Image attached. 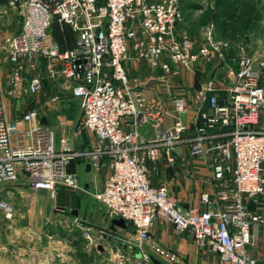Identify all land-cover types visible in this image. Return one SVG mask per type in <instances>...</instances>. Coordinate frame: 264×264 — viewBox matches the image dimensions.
Here are the masks:
<instances>
[{"label":"built area","instance_id":"1","mask_svg":"<svg viewBox=\"0 0 264 264\" xmlns=\"http://www.w3.org/2000/svg\"><path fill=\"white\" fill-rule=\"evenodd\" d=\"M189 0H9L21 16L19 30L0 44L9 66L0 79V193L14 184L46 191L56 199L59 188L81 189L76 171L67 173L70 159L92 169H106L100 190L92 195L112 218H121L134 232L138 249L131 258L118 254V264H152L177 261V254L152 245L153 220L163 216L178 234L188 233L224 262L259 264L248 247L253 226L264 227V50L237 48L226 58L212 29L197 40L179 34L183 8ZM76 34L71 48L60 50L49 28L53 16ZM144 60L160 69L164 80L192 72L200 63L217 60L229 70L230 83L222 97L213 79L204 81L197 101L206 104L202 122L187 139L192 156L213 152L212 188L200 194L198 207L184 208L166 185L153 186L147 161L163 156L168 164L183 142V122L176 118L161 129V102L130 83L125 62ZM62 80L81 101L82 124L95 135L87 150L57 148L51 128L41 115L28 109L11 122L6 95L18 99L42 92L43 81ZM50 96L47 103L58 101ZM174 111L184 113V95L172 99ZM152 122L155 136L145 140L136 130L121 127L126 117ZM264 203V202H263ZM0 211L11 219L13 206L0 199ZM139 254L137 258L136 255Z\"/></svg>","mask_w":264,"mask_h":264},{"label":"rangeland","instance_id":"2","mask_svg":"<svg viewBox=\"0 0 264 264\" xmlns=\"http://www.w3.org/2000/svg\"><path fill=\"white\" fill-rule=\"evenodd\" d=\"M240 1L239 4H246L249 8L252 7L249 13L256 17L257 21L249 24L246 28L240 29L234 38L227 37V39H224V37H221L220 30L216 29L214 22L209 20L208 14L210 12L208 10L215 8L214 0H189L184 5L183 21L178 27L179 34L199 40L202 38L204 31L210 28L212 29L214 41L222 43L225 53H230L239 47L244 48L247 52L264 50V0ZM190 4L199 7L195 8ZM20 25L21 16L18 10L9 5V0H0V44L13 36L19 30ZM8 68L9 66L3 62L0 53V72L3 78L6 76ZM215 73L216 70H212V67L209 66L206 75L203 77L204 79L214 78ZM190 76L191 73L186 72L184 78H170L163 80L162 84L165 88L167 87L176 94L182 95L192 89ZM152 83L154 82L147 80L145 85L148 86ZM149 88L151 89V86ZM48 94H60V97L55 103L49 104L46 102V95ZM5 102L7 115L11 122L16 120L21 112L28 109H35L40 115L47 116L51 129L55 133L58 148L62 147L63 150L76 151L95 142L93 134L82 124L81 101L70 97L65 82H60L55 86L46 83L45 94L23 96L18 99L9 98L6 95ZM76 168L81 189L59 188L56 197L63 209H56L52 213L48 212L49 207L47 212L42 213L46 204L52 202L48 197L42 199L35 194L21 195L13 193L12 189L9 188L0 193V199L13 206L11 219H6L0 211L1 258L8 252L7 244L11 243L15 233L13 231H17L15 239H21L22 242L24 238H27L26 243L34 245L35 250H38L39 245L41 248L45 245L46 252L44 254L51 259L50 263L118 264V254L123 255L125 259L132 257L133 251L138 249V244L131 228L127 227L126 230L116 229L117 235L112 233L104 235L105 233L97 229L88 228L79 223V221H83L94 226L107 227L110 217L106 209L92 195L100 189L105 172L98 169L86 175L84 166L77 164ZM149 176L155 186L166 185L168 187V181H172L171 174L166 171L149 173ZM85 184H87V189H84ZM172 191V194L176 197V191ZM39 193L45 194L41 190ZM64 195L69 198L66 204L61 200ZM74 211L75 214H73ZM52 233L53 235L50 236L49 234ZM33 234L36 237L33 236L30 241L29 235ZM103 235L105 238H103ZM21 245L20 243L19 246ZM98 245L101 246V249L97 248ZM144 245L146 246L147 243H144ZM161 261L163 264H170L164 259Z\"/></svg>","mask_w":264,"mask_h":264},{"label":"crops","instance_id":"3","mask_svg":"<svg viewBox=\"0 0 264 264\" xmlns=\"http://www.w3.org/2000/svg\"><path fill=\"white\" fill-rule=\"evenodd\" d=\"M225 54H226V58H229L231 52L230 53L227 52ZM125 66L128 70L130 83L134 85L136 89L141 90L144 94L161 102V105L164 110L161 124L159 126L161 129L171 127L176 118H179L185 125V130L182 133L183 142L179 145V147L177 148V152L174 154L175 157L174 163L168 164L163 156H161L155 164L147 161L146 164L147 167L149 168L150 174H152L153 172L158 173L160 171L168 172V174H171V178H172V181H168L167 189L169 193L172 194L173 192L172 190L176 191L177 194L176 198L180 200V203L184 208L198 207L200 210L205 209V206L200 203L199 199H200V194L204 191L210 190L212 188L213 183H215L212 178V166H213L214 154L213 152H208L207 154L200 157L192 156L187 146V139H189L194 134L196 125L202 122V118H201L202 114L207 112L206 104L197 101L195 98V95L197 91L200 89L201 84L208 79H213L217 85V93L219 97H222L226 91L225 89L230 83L229 70L226 67H224L223 63H219L217 60L208 63H204V62L198 63L195 66L194 70L190 72L191 88H192L191 91L189 90L186 93L182 94L186 98L187 109L184 113L177 114L174 111L172 99L176 95H181V94H176L173 90H170L167 87L165 88L164 84H162V81L164 79L162 78V71L160 69L152 70L144 60H135V59H131L125 62ZM209 66L212 67V70L215 69L216 73L214 74V78L209 77L204 79L203 76L206 75V70L209 68ZM186 72L189 73V71ZM186 72H180L172 76L171 78L182 79L186 76ZM5 77L3 78L0 72V79L2 81H5ZM147 80H150L154 83L147 86L145 85V82ZM60 82L63 81L59 80L56 82H49L48 80L45 79L43 81L44 84L41 93L42 94L46 93V83L55 86L58 85ZM65 85L69 89L70 97L74 98L69 86L67 84ZM149 86H151V89L150 88L148 89ZM53 95H57L58 97H60V94H48L46 95V102L48 98ZM80 114L82 117L81 110H80ZM41 118H44L45 125L51 128L47 116L41 115ZM121 127L125 131L136 130L139 133V135L147 141L152 140L155 136L156 128L152 122L143 123L139 121V118H135L132 116L124 118L122 120ZM93 136L95 137L94 134ZM92 144L93 143H91L90 146H87L83 149H79L76 151L87 150L92 146ZM81 166H84L86 175L91 174L93 171H97L96 169L90 168V166L87 163H84ZM101 171L105 172V175L102 179V184H101L102 187L103 181L107 175V170L101 169ZM150 182L153 185L151 178H150ZM87 188H88L87 184H85L84 189ZM9 189H12L13 193H19L21 195L35 194L37 195V197L42 199H45L47 197L49 198L46 191H44L45 194L43 195L39 193L40 190L32 191L28 186L24 184H19V183L14 184L10 186ZM68 199L69 198H67L65 195L64 198L61 197V200L63 201L64 204H66L67 201H69ZM263 202L264 201H262V203L259 205L251 203L249 204V206L252 210H257L264 205ZM49 203L46 204V206L42 210V213L47 212L48 207H49V211H48L49 213L54 212L56 209H59V207H63L59 205V201L57 197L55 200H52V202ZM111 218L112 217H110V219ZM127 227L132 229V227L126 223L125 228L115 227V230L116 229L126 230ZM13 232L15 233L13 234V238L11 239L12 244L11 243L7 244L8 252H6V254H4L2 258L0 257V264H55V263H50L51 259L48 258V255L44 254V252H46L45 245H43L42 248L39 245L38 250H35L34 245L26 243L27 238H24L23 241L21 242V239L17 240L14 238L17 231H13ZM49 235L52 236L53 233ZM252 235H253V245L248 247L249 253L251 254V256L257 259L259 264H264V227H260L257 225L253 226ZM29 236H30L29 239L31 241V239H33L34 234ZM149 236H150L149 241L147 242L146 245V248L148 250L151 248L152 245H157L162 248L171 250L177 254V261L171 264H231L229 262L222 261L218 255L209 253L206 247L197 246L190 234L176 233L169 220L163 216H158L153 220L152 226L150 228ZM103 238H105L104 235ZM20 243L22 244L21 245L22 247L19 246Z\"/></svg>","mask_w":264,"mask_h":264},{"label":"trees","instance_id":"4","mask_svg":"<svg viewBox=\"0 0 264 264\" xmlns=\"http://www.w3.org/2000/svg\"><path fill=\"white\" fill-rule=\"evenodd\" d=\"M214 1L215 8L213 10H208V12H210V14H208V18L214 22L215 28L220 30V35L221 37H224V39H227V37L234 38L235 34L238 33L240 29L246 28L249 24L257 21V18L249 13L252 10V7L249 8L246 4H239L238 2L241 3L240 0ZM190 5L195 8L199 7L194 4ZM184 9L185 6L183 8V12ZM49 31L54 40L57 42L60 50H65L74 46L76 39L75 32L69 25L59 23L56 15L53 16Z\"/></svg>","mask_w":264,"mask_h":264},{"label":"water","instance_id":"5","mask_svg":"<svg viewBox=\"0 0 264 264\" xmlns=\"http://www.w3.org/2000/svg\"><path fill=\"white\" fill-rule=\"evenodd\" d=\"M40 123L45 125V119L41 118ZM66 171H67V173H75V171H76L75 170V161L73 159H70L68 161V163L66 165ZM59 209H63V208L59 207ZM73 214H75V211L73 212ZM79 223L85 227L97 229V230L105 233L104 235H106V233H112L113 235H116L113 231L115 229V227H121V228L126 227V222L121 218H111L109 221L110 224L107 227H98V226H94V225L88 224V223L83 222V221H79ZM97 248L101 249V246L98 245ZM136 257L138 258L139 254H137ZM150 260H151L152 264H161V262L156 257L151 256Z\"/></svg>","mask_w":264,"mask_h":264},{"label":"flooded vegetation","instance_id":"6","mask_svg":"<svg viewBox=\"0 0 264 264\" xmlns=\"http://www.w3.org/2000/svg\"><path fill=\"white\" fill-rule=\"evenodd\" d=\"M114 231V233L117 235L118 233L115 231V229L113 230Z\"/></svg>","mask_w":264,"mask_h":264}]
</instances>
